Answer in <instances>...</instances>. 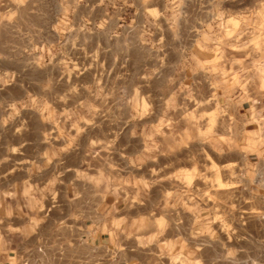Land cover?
Returning a JSON list of instances; mask_svg holds the SVG:
<instances>
[{
	"label": "rangeland",
	"instance_id": "374dc122",
	"mask_svg": "<svg viewBox=\"0 0 264 264\" xmlns=\"http://www.w3.org/2000/svg\"><path fill=\"white\" fill-rule=\"evenodd\" d=\"M46 208L118 264H264V0H0V249Z\"/></svg>",
	"mask_w": 264,
	"mask_h": 264
},
{
	"label": "crops",
	"instance_id": "0c3cea01",
	"mask_svg": "<svg viewBox=\"0 0 264 264\" xmlns=\"http://www.w3.org/2000/svg\"><path fill=\"white\" fill-rule=\"evenodd\" d=\"M65 215L60 218L46 208L35 216L19 217L17 243L13 249H0V264H118L111 254L117 241L114 223L105 224L104 231L102 223ZM36 216L38 223L31 221Z\"/></svg>",
	"mask_w": 264,
	"mask_h": 264
}]
</instances>
